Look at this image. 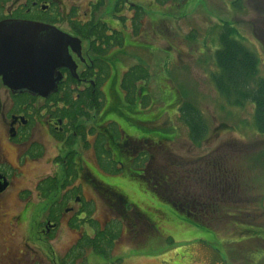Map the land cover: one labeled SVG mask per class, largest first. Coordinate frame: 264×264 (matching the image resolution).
<instances>
[{
    "label": "flooded vegetation",
    "instance_id": "af4514ba",
    "mask_svg": "<svg viewBox=\"0 0 264 264\" xmlns=\"http://www.w3.org/2000/svg\"><path fill=\"white\" fill-rule=\"evenodd\" d=\"M162 2L116 0L108 11L109 0H0V23H42L76 33L70 35L76 41L70 37L68 44L64 35L75 74L67 66L60 67L57 92L45 97L14 90L0 73V228L12 236L26 228L28 236L22 243L30 264H40L44 251H39L37 259L30 257L31 215L41 218L37 230L32 228L38 241L57 249L65 245L67 227L82 237L83 216L104 214L109 220L113 214L126 212L128 197L103 180L114 175L115 165L143 171L139 176H146L158 199L164 194L163 183L172 184V206L192 220L209 214L214 196L223 195L229 187L227 171L216 160L203 161L185 175L180 174L176 160L171 179L163 182L164 141L159 117L128 116L130 128L110 118L115 107L114 89L130 84L132 67L146 69L141 63L144 48H130L128 43L135 35L147 43L161 33ZM141 4L148 5L150 12ZM135 24L140 25L138 31ZM19 35L8 32L0 42V52L14 44L10 38ZM135 49L139 56L137 63L131 64ZM135 83L141 86L142 81ZM139 94H145V89ZM122 99L125 101L124 95ZM138 101L136 105L125 103L141 107L142 101ZM149 160L155 167L150 174L146 171ZM43 162L48 163L50 172H39ZM189 167L193 166L188 163ZM12 240L7 245L9 255L13 254L11 244L17 241ZM20 254L25 252L20 250ZM14 257V264H22L23 257Z\"/></svg>",
    "mask_w": 264,
    "mask_h": 264
},
{
    "label": "rangeland",
    "instance_id": "374dc122",
    "mask_svg": "<svg viewBox=\"0 0 264 264\" xmlns=\"http://www.w3.org/2000/svg\"><path fill=\"white\" fill-rule=\"evenodd\" d=\"M115 1L109 0L108 11L113 9ZM145 11L150 12L148 8ZM159 11L163 14L162 35L159 32L155 39L159 40L156 45L160 49H155L149 42L141 43L139 35L131 38L128 45L130 48L157 51L148 55L147 60L152 75L149 82L152 95L149 99L153 96L158 107H164L166 103V107L170 108L179 100L205 112L203 115L208 121L209 131L220 123L219 120L232 127L229 132L222 131L221 137L208 135L196 147L188 141L190 131L187 125L181 118L178 121V112H172L171 117L165 114L164 119L175 122L178 131L174 134L162 132L163 137L170 140L178 136L170 148L177 151L179 158L195 159L211 155L225 159L226 168L234 171L235 177L238 176V180L234 181L232 175L233 181H228L235 184L236 190H227L222 197L227 199L226 208H230V211L224 212L225 216L220 222L211 221V226L191 224L183 220L169 203L159 200L147 190L144 180L129 177L127 171L124 176L106 175L103 180L125 194L128 202L137 206L156 225L154 233H158L148 240L125 239L122 244L127 245L126 249L121 250L119 245L110 249L115 256L86 254L90 251L85 249V254L82 258L80 255L74 259V264H264V134L259 132L256 124L255 104L247 102L244 106H237L230 103L221 96L213 82V75L218 71V35L221 30L225 31L227 25L242 32L243 35L240 34L238 39L257 56L259 75L264 77V0H241V3L238 0H187L181 7L161 6ZM133 57L137 59L136 55ZM132 61L137 63L136 60ZM117 93L122 98L121 92L117 90ZM161 96L165 103L158 104ZM121 101L110 118L124 128L132 127L127 122V116L146 119L157 115L149 110L135 108L123 99ZM162 111L164 108L159 109V112ZM216 118L219 120L215 121ZM158 125L163 127L161 122ZM88 158L90 160V155ZM44 171L50 172L46 162L39 169V172ZM234 196L241 200L242 212L238 215L242 218H235ZM39 217L37 214L29 217L31 242L28 248L32 259H37L41 250L46 254V246L38 241L32 231V228L37 230L41 223ZM98 219L105 222L103 215L98 216ZM240 219L253 224H241ZM6 230L0 228V264H14V256L23 257L22 264H30L26 255L27 247L22 243L28 236L26 228L14 232L13 236ZM12 239L17 241L11 244L13 254L9 255L7 245ZM74 240L73 233L67 231L65 245L57 249L47 248L48 252L53 257L56 251L58 255L55 260L58 262L59 255L70 252ZM131 242H135L134 245L131 246ZM36 243L39 245L36 246ZM20 250L25 255L20 254ZM39 257L40 264L52 263L51 258L43 254Z\"/></svg>",
    "mask_w": 264,
    "mask_h": 264
},
{
    "label": "water",
    "instance_id": "95a60500",
    "mask_svg": "<svg viewBox=\"0 0 264 264\" xmlns=\"http://www.w3.org/2000/svg\"><path fill=\"white\" fill-rule=\"evenodd\" d=\"M8 32L22 34L10 38L14 44L0 52V73L14 90H29L47 97L57 90L62 77L58 72L60 67L67 66L75 73L64 43V35L68 34L43 24L10 21L0 24V42ZM69 42L68 37L67 44Z\"/></svg>",
    "mask_w": 264,
    "mask_h": 264
},
{
    "label": "trees",
    "instance_id": "16d2710c",
    "mask_svg": "<svg viewBox=\"0 0 264 264\" xmlns=\"http://www.w3.org/2000/svg\"><path fill=\"white\" fill-rule=\"evenodd\" d=\"M235 33V28L227 25L224 34L220 37L222 48L217 52L220 72L216 75L215 80L219 90L234 104L243 105L248 101L255 103L257 127L259 132L264 134V77L258 76L257 57L242 42L233 37ZM139 74L140 72L135 73L134 78ZM185 118L187 122L192 124L188 115H185ZM192 121L198 122V118L194 117ZM197 130L200 131V127ZM196 134V130L193 131L192 137L198 141L201 139V135L198 134L197 136ZM170 163L162 168L163 182L171 179L172 168ZM154 169V163L149 162L146 171L150 174ZM137 216L141 219L140 215L137 214ZM88 221L93 223L91 219ZM84 241V247H92L93 243L89 237H85Z\"/></svg>",
    "mask_w": 264,
    "mask_h": 264
}]
</instances>
